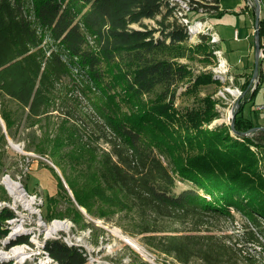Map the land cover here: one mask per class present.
<instances>
[{
  "label": "trees",
  "instance_id": "obj_1",
  "mask_svg": "<svg viewBox=\"0 0 264 264\" xmlns=\"http://www.w3.org/2000/svg\"><path fill=\"white\" fill-rule=\"evenodd\" d=\"M190 1L188 16L225 14L219 0ZM177 10L173 0H0V139L24 133L25 150L53 163L87 215L117 217L125 233L179 264H255V256L206 224L233 220L236 212L246 222L244 243L264 255V131L240 137L230 136L228 125L203 128L218 117L207 95L201 109L175 112L181 94L197 97L204 86L222 85L210 72L192 79L179 61L190 35ZM257 26L264 50V18ZM197 39L193 47L211 63L208 34ZM251 75L239 88V133L259 127L258 112L242 111L261 89V72L253 89ZM176 181L189 187L175 193ZM12 216L0 209L4 249L28 242L22 235L2 243ZM47 218L87 226L71 205ZM43 246L57 264H87L81 249L60 240Z\"/></svg>",
  "mask_w": 264,
  "mask_h": 264
},
{
  "label": "rangeland",
  "instance_id": "obj_2",
  "mask_svg": "<svg viewBox=\"0 0 264 264\" xmlns=\"http://www.w3.org/2000/svg\"><path fill=\"white\" fill-rule=\"evenodd\" d=\"M222 7L225 11V14L222 15L220 18H210L202 16V14L200 13H191L188 18L191 21H198V19H207L209 24L211 20L213 27L217 29L222 39V46L227 52V55H230L228 58L230 63L234 65V63L242 61L243 58V65L245 66V56L247 55L246 48H243V46L240 47L239 43L232 41L231 34L234 29L239 30V33L243 30H247V28H249L248 20H245L241 15L238 16L233 14L232 9H230L229 7L225 8L224 5H222ZM260 11L262 12V14H264V0L260 1ZM169 20H171L170 17ZM144 24H146L147 27L157 26L152 20H145ZM133 27L139 28L137 25H134ZM187 43L188 47L187 51H185V58H182L179 61L187 66L188 70L190 71L191 78L193 79L203 73L210 72L212 74V69L215 66V60L211 59V63H207L204 61V56L200 54L201 50H196L193 47L199 43L198 39L196 37H193V35L188 38ZM239 65L241 66L240 62ZM250 65H253V57L250 59L249 66ZM235 77L231 82L222 84L221 86L213 84L202 87L200 89V92H198L197 97H192L189 95L185 96L184 94H181L176 100L173 109L179 115H182L183 113H185V111L190 109L198 107H200L201 109L202 104H206V101L204 102V100L201 99H203V97L207 95L212 98V100H216L217 103L213 107V110L215 112H218V117L212 120L209 124H203L202 127L214 129L216 128V126H219L221 124L227 125L226 111L230 110V103L232 100H235L236 97L232 96L231 94L228 95L224 92L225 99H223L220 97V95H218V92L230 86V88L238 89V92L240 93L239 88L241 87L242 82L241 80L236 79ZM184 89L185 87H182L181 92H183ZM258 102H262L260 90L256 94V98L253 103L249 102L244 105L242 110L243 114L248 115V110H254L253 106L255 104H258ZM221 118L225 119H223L221 122H218V119ZM258 118L259 120L257 121V124L264 126L263 116L260 114ZM84 121H87L86 118H84V120L78 121L80 123V126L85 125ZM23 136L24 133H21V135H18V138L14 141L7 136L5 137L4 141L0 139V203H4L5 205H11V197L5 189L4 185L2 184L3 177L8 175V177H11L14 181L20 182L30 195H36L35 203H37V205H34V207L35 209H37L36 207L40 208L42 218L45 220L46 223H50V221L53 219L63 220L58 218H47V212L48 214H50L51 209L63 213L68 207V205H71L72 207L74 206L77 210H79L82 215V219L80 220L81 224L87 225L86 227H83V229L89 228L91 231L89 239L91 245H93L96 250V252L93 254V257H95L96 259H100V261H103L105 263L110 262L113 264H118L120 261L123 260L124 257H126L125 259H127V264H179L171 256H164L162 254H159L154 249L149 248L147 245H145V243L141 241V236H131L125 233L123 229H120L117 217H113L112 219L106 221L104 219L90 217L89 215H87L85 209L75 203L71 190L68 189L64 178L62 177V175H60L58 169L53 165V163L50 162V160L46 157H42L34 152L25 150L24 146L26 142L23 139ZM7 139L11 140L13 145L18 146V148L22 149V152H17L16 150L12 149L8 144ZM101 145L103 148L107 147L105 144L101 143ZM260 154H257V158L259 160L261 156ZM163 160L165 161V163L167 162L165 159ZM48 166H51L55 170L56 174L59 176L60 181L63 185V190H58L57 179L52 174ZM188 187L189 186L187 184L176 181L175 193L179 192L180 190L187 189ZM57 193L58 195H56ZM51 196H53L54 198L51 204L54 205V203L57 201L58 205L56 208L52 205V208L48 210V199ZM39 198L42 201V204H39ZM22 212L24 213V217H27L32 222L37 218V214H30L27 210L21 211V213ZM232 215H234L233 220L220 219L219 221H216L213 219H208V223L206 225L216 235L225 234L229 236L231 242L236 243L237 246L241 248V251L244 256H255V264H264V255L262 254L260 248L252 244L246 245V243H244L243 239L241 238V234L244 231V225H246V222L236 212H234ZM66 219L70 220L69 218ZM121 222L123 223V221ZM75 227L77 230L82 229L77 225H75ZM110 229H116L121 234L126 235L133 239L135 242L139 243L143 250L146 252V256L144 257L140 255L139 252H136L129 245L125 244L123 241H119V239L115 235H113V232H111ZM41 230L42 228L39 231L41 232ZM147 254H149L153 258V261H150V258L147 256ZM13 258L14 257L11 256L9 261H6V263L13 264L14 262L11 260ZM15 264H19V262H16ZM189 264L202 263L199 260L194 259Z\"/></svg>",
  "mask_w": 264,
  "mask_h": 264
},
{
  "label": "built area",
  "instance_id": "obj_3",
  "mask_svg": "<svg viewBox=\"0 0 264 264\" xmlns=\"http://www.w3.org/2000/svg\"><path fill=\"white\" fill-rule=\"evenodd\" d=\"M177 3L178 10L176 11L175 15L178 19V22L182 25H186L187 28H189V35L197 38V34L199 32L207 33L208 34V42L213 46V56H215V66L212 69V78L215 80H218L221 84L229 83L233 80V77L230 75V69L228 67V64L225 60V57L223 55V52L216 47L219 41V37L217 32L214 30L213 27L209 24V22L206 20L198 19V21H194L191 25L189 23L191 20L188 18V12L189 7L191 4L190 0H173ZM259 6H260V1ZM253 1L252 0H246L245 7L248 10H252ZM189 36V37H190ZM233 38H237V30L233 34ZM262 45H264V37L261 39ZM259 58H258V68L259 72L262 74L261 79V94L263 96V101L261 103L255 104L253 106L254 111L258 112L259 115L264 113V50L263 48L259 47ZM259 76V74H258ZM258 79V77H257ZM252 83V89L257 84L256 82ZM230 86L227 88H224L222 91L218 92V95H220L221 98H224V92L226 94H231ZM233 89V88H231ZM236 95H234L235 100L238 99V96L240 98V93L238 92V89L234 88ZM240 90V89H239ZM240 94V95H239ZM232 95V94H231ZM233 96V95H232ZM219 99V98H218ZM232 100L230 103V107L233 105L234 101ZM230 111V110H229ZM227 125L230 122V115L226 116ZM252 150H254L251 147ZM8 177V175L4 176L3 180ZM17 182V181H15ZM17 186L19 188V191L22 192L23 196L28 199H32V205H37L35 203L36 195L32 196L30 195L24 186L17 182ZM5 187V186H4ZM6 189V188H5ZM7 190V189H6ZM4 191V190H3ZM8 192V191H7ZM9 193V192H8ZM10 195V194H9ZM39 204H42V201L40 198L38 199ZM8 207L12 213L13 216L11 218H8V220L5 221V230L7 231L6 234L2 238V243L5 244L9 242V240H15L22 235L27 236L28 242L23 244H15L13 246H10L9 249H4L3 247H0L1 251L5 253L7 257H3L0 259V263H6V261H9L11 256L14 258L11 259L15 264L16 262H19V264H57L56 261L53 260L46 251L45 247L43 246L44 243L48 240L55 239L60 240L64 244L68 246H74L84 253L85 258L87 259V264H113V263H105L103 261H100V259H96L93 257V254L96 252L93 245H91L89 236L91 234V231L89 228L85 229H79L77 230L75 227V224L68 220H57L53 219L50 221V223H46L45 220L42 218L41 210L40 208L34 207V213H31L27 208H25L23 205L19 204H12L5 205L4 203H0V209ZM27 210L30 214H37L36 220L33 222L28 219L27 217H24V213L21 211ZM50 226H54L55 229L51 232L47 231ZM20 227L17 231L14 232V229ZM42 228L41 232L39 231ZM16 248H23L21 253H18V255H13V250ZM146 253V252H145ZM147 256L150 258V261H153V258L147 254ZM16 257V258H15ZM126 257L123 258L122 261H120L118 264H127ZM30 261V262H29ZM27 262V263H26ZM7 264V263H6ZM10 264V263H9Z\"/></svg>",
  "mask_w": 264,
  "mask_h": 264
},
{
  "label": "crops",
  "instance_id": "obj_4",
  "mask_svg": "<svg viewBox=\"0 0 264 264\" xmlns=\"http://www.w3.org/2000/svg\"><path fill=\"white\" fill-rule=\"evenodd\" d=\"M245 2L246 0H219L218 2V9L221 12H225L222 5H224V7H229L230 9H232L233 13H235V15L238 16H243V18L246 20H248V26L249 28H247V30H243L242 32L239 33V30L234 29L232 31L231 34V39L232 41H235L236 43H239L240 47L243 46V48H246V61H245V66L243 65V58L242 61H239L241 63V66L239 65V62L231 64L229 61V56L227 55V52L225 51L224 47L222 46V39L217 31V29L215 27H213L211 20H210V25L211 27L214 28V30L217 32L218 37H219V41L220 43H218L216 45V47L218 49H220L223 52V55L225 57V60L228 64V67L230 69V75L241 80V82H243V78L245 75L250 74L251 72H253V65H254V54H253V47H254V40H253V33H254V13L252 12V10H245ZM260 11V10H259ZM260 18H264V14H262V12L260 11ZM237 30V38L234 39L233 38V34L234 32ZM263 38V37H262ZM261 38V39H262ZM253 57V65H250V59ZM240 66V68H239ZM260 95L261 91H260ZM262 101H263V96H262ZM259 103V102H258ZM263 116L264 119V113L261 114Z\"/></svg>",
  "mask_w": 264,
  "mask_h": 264
},
{
  "label": "bare ground",
  "instance_id": "obj_5",
  "mask_svg": "<svg viewBox=\"0 0 264 264\" xmlns=\"http://www.w3.org/2000/svg\"><path fill=\"white\" fill-rule=\"evenodd\" d=\"M231 91V94L234 96L236 95V92L234 89L229 88ZM227 115H230L229 110L226 111ZM223 119L225 118H221L218 119V122H221ZM10 147L14 150H16L17 152H22V149L16 147V146H12L10 145ZM3 185L5 186V188L7 189V191L10 194L11 197V203L12 204H19V205H23L25 208H27L31 213H34V207L32 205V199H28L25 198V196H23L22 192L19 191V188L17 186V183L11 178V177H6L3 180ZM20 227H17L14 229V232L17 231ZM115 228V227H114ZM55 227L54 226H50V228L47 230L49 232H51L52 230H54ZM111 230V229H110ZM111 232H113V235H115L119 241H123L125 244L129 245L132 249H134L136 252H139L140 255L142 256H146L145 251L143 250V248L141 247V245L137 242H135L133 239H131L130 237L121 234L118 230L116 229H112ZM23 248H16L13 250V255H18V253H21ZM3 257H7L5 255V253H3L0 249V259H2ZM16 258V257H15Z\"/></svg>",
  "mask_w": 264,
  "mask_h": 264
},
{
  "label": "water",
  "instance_id": "obj_6",
  "mask_svg": "<svg viewBox=\"0 0 264 264\" xmlns=\"http://www.w3.org/2000/svg\"><path fill=\"white\" fill-rule=\"evenodd\" d=\"M253 1V6H252V12L254 13V33H253V40H254V47H253V54H254V65H253V72L250 78V82H256L258 74H259V68H258V58H259V47H260V40H259V32H258V21L260 20V6H259V1L258 0H252ZM243 96V94L240 95V98ZM236 99L233 103V105L230 107V122L228 126H230V135H237L240 137H244L245 135H249L251 133L259 132V131H264V127L260 126L252 128L245 133H239L235 131L233 122H234V117L236 113V109L239 106V99ZM0 125L2 130L4 131V125L3 121L0 120ZM7 142L9 145H12L13 147L15 145L12 144L11 140L7 139ZM18 147V146H16ZM17 183V182H16Z\"/></svg>",
  "mask_w": 264,
  "mask_h": 264
}]
</instances>
